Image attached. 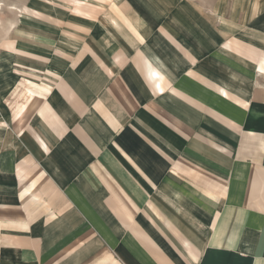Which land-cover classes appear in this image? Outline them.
<instances>
[{
	"label": "crops",
	"instance_id": "0c3cea01",
	"mask_svg": "<svg viewBox=\"0 0 264 264\" xmlns=\"http://www.w3.org/2000/svg\"><path fill=\"white\" fill-rule=\"evenodd\" d=\"M144 4L7 79L0 264H264V34Z\"/></svg>",
	"mask_w": 264,
	"mask_h": 264
},
{
	"label": "rangeland",
	"instance_id": "374dc122",
	"mask_svg": "<svg viewBox=\"0 0 264 264\" xmlns=\"http://www.w3.org/2000/svg\"><path fill=\"white\" fill-rule=\"evenodd\" d=\"M145 1L151 2L0 0V95L8 85L7 79L19 74L55 77L64 65H70L76 53L88 49L90 35L98 40L104 37L105 26L111 28L107 22L114 33L134 31L129 21L136 15L135 10L144 11ZM153 1L152 8L159 14L163 12L164 17L182 9L185 15H195L208 24L220 16L223 21L230 25L234 23L247 33L264 34V0ZM34 55L39 62L29 60ZM16 69L20 71L16 72Z\"/></svg>",
	"mask_w": 264,
	"mask_h": 264
}]
</instances>
